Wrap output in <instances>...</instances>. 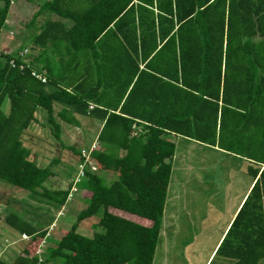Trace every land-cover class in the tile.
I'll list each match as a JSON object with an SVG mask.
<instances>
[{
	"label": "trees",
	"instance_id": "trees-1",
	"mask_svg": "<svg viewBox=\"0 0 264 264\" xmlns=\"http://www.w3.org/2000/svg\"><path fill=\"white\" fill-rule=\"evenodd\" d=\"M12 4L0 0V35ZM26 31L19 50L0 47V182L62 210L75 187L87 206L46 253L48 229L10 212L5 225L30 239L0 264H153L178 138L248 163L252 189L216 256L264 264V0H49ZM41 113L58 142L60 122L104 124L91 153L99 174L47 187L53 166L26 145ZM69 150L84 163L85 149ZM96 217L92 237L78 233Z\"/></svg>",
	"mask_w": 264,
	"mask_h": 264
},
{
	"label": "rangeland",
	"instance_id": "rangeland-1",
	"mask_svg": "<svg viewBox=\"0 0 264 264\" xmlns=\"http://www.w3.org/2000/svg\"><path fill=\"white\" fill-rule=\"evenodd\" d=\"M43 1L13 0L6 28L0 35L2 46L4 43L7 48L8 43L13 41L16 43L13 49L23 45L28 34L26 25L31 22ZM81 123L79 135L74 134L71 140L66 132L70 131L71 135V131L77 130L62 123L64 128L61 127L62 137L58 142L54 129L48 124L47 114L41 113L28 131L33 136L26 138L32 160L41 167L53 166L56 173V177L47 183V187L52 190L66 189L71 182L78 180L79 158L69 147L82 150L78 145L83 138L87 151L97 140L98 128H93L88 119H82ZM177 140L161 242L153 264H230L222 256H216L217 250H214L252 184V178L247 173L248 165L233 156L187 143L181 138ZM95 173L99 174V170ZM102 176L108 183L115 180V175L106 173ZM5 184H0V253L9 262L21 254L23 240L5 225L7 214L19 213L32 226L47 228L50 236L42 248V253H46L47 249L55 248L61 234L71 230L79 213L87 206V202L82 200L83 192L76 188L71 202L62 210L48 201L30 197L23 191L17 192L16 188ZM97 219L86 221L78 233L92 237L95 232L92 226Z\"/></svg>",
	"mask_w": 264,
	"mask_h": 264
},
{
	"label": "crops",
	"instance_id": "crops-1",
	"mask_svg": "<svg viewBox=\"0 0 264 264\" xmlns=\"http://www.w3.org/2000/svg\"><path fill=\"white\" fill-rule=\"evenodd\" d=\"M44 1H48V0H44ZM46 18H48V17H41V20H39V23L37 24V27H38V25L40 26L42 23H43V21H44V19H46ZM28 32V31H27ZM30 36V32L27 34V39H28V37ZM11 40V39H10ZM12 41V40H11ZM27 41V40H26ZM0 42H2L1 40H0ZM10 42V41H9ZM14 42V41H13ZM13 42H10V43H8L9 44V46L6 48V47H4V43H3V46L0 44V47H1V49L3 48V51H5L6 52V50H9V52H13V51H16V50H19L21 47H14L15 49H13V46L16 44L15 42L13 43ZM7 44V45H8ZM7 45H5V46H7ZM22 45V44H21ZM10 47H12V48H10ZM6 48V49H5ZM82 119H88V120H90V123H91V125H92V127L93 128H95V129H97L98 128V135H97V140H96V142L94 141V143L90 146V150L91 149H93V148H97L98 147V136H99V134H100V132L102 131V129H103V127H104V124L101 122V121H99V120H97V119H91V118H83V117H80V116H78V120H79V122H80V126L79 127H72V126H69L68 128H73V129H76L77 131H71L72 132V134L70 135V131H68V132H66V134L68 135L69 134V139L71 140L72 138H73V135L74 134H77V135H79L78 133H79V130L82 128V123H81V121H82ZM60 124H62V123H60ZM66 126V125H65ZM61 127H62V129L64 128L62 125H61ZM82 137H84V135H82ZM176 141H178L177 139H176ZM85 143H86V140H84L83 138H81V144H79L78 146H80V149H85L84 148V146H85ZM176 144H177V142H176ZM71 146V145H70ZM178 147V146H177ZM74 148H76V147H74ZM213 150H215V151H217V152H219V153H222V152H220L218 149H213ZM222 154H225V153H222ZM236 158V157H235ZM237 159H239V158H237ZM241 160V159H240ZM243 162H245V161H243ZM247 165H248V163L247 162H245ZM37 164H39V163H37ZM40 165V164H39ZM77 165H78V163H77ZM252 186H253V184H251V186H250V188H249V191L252 189ZM249 191H248V193H249ZM247 193V194H248ZM246 197H247V195L243 198V200H242V202L240 203V205H239V207H238V209H237V211H236V213H235V215H234V217H233V219L231 220V222H230V224L227 226V228H226V230H225V232H224V234L222 235V237H221V239H220V241H219V243H218V245L216 246V248L219 246V244L221 243V241H222V239H223V237L225 236V234H226V232H227V230L229 229V227H230V225H231V223H232V221L235 219V217H236V215L238 214V212H239V210H240V208H241V206L243 205V203H244V201H245V199H246ZM12 232H14L13 230H12ZM15 233V232H14ZM216 248H215V250H216ZM214 250V251H215ZM1 252V251H0ZM213 254H214V252H213ZM0 259H2V260H5L4 259V257L2 256V254L0 253ZM5 261H8V260H5Z\"/></svg>",
	"mask_w": 264,
	"mask_h": 264
},
{
	"label": "built area",
	"instance_id": "built-area-1",
	"mask_svg": "<svg viewBox=\"0 0 264 264\" xmlns=\"http://www.w3.org/2000/svg\"><path fill=\"white\" fill-rule=\"evenodd\" d=\"M27 54H28V50H25V51L21 52L20 57H25ZM10 66L13 69H19L21 72H24L26 70V68L28 67L26 65H20V66H18L14 60H12L10 62ZM32 76L35 77L36 79L44 82V83L46 82V79L44 77H42L41 75L37 74L34 71L32 72ZM94 149L95 148H93V149H91L89 151L88 150L87 151L86 150H83L82 151V157L84 158L85 161H84L83 164H81L79 166V176H78V180L76 182H74V185L77 184V183H79L85 177V174L84 173H85V169L86 168H88L92 172H96L97 171V167L93 165V162H92V159H91V153H92V151ZM75 191H76V189L74 187L72 189V192L71 193L73 194V193H75ZM71 198H72V195L70 196V199ZM29 239L30 238L27 237V236H23L22 237V240L29 241Z\"/></svg>",
	"mask_w": 264,
	"mask_h": 264
}]
</instances>
